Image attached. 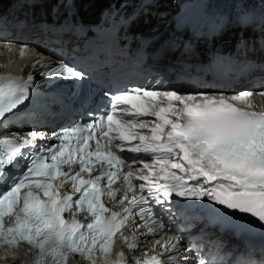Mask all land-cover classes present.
Wrapping results in <instances>:
<instances>
[{"label":"snow or ice","instance_id":"1","mask_svg":"<svg viewBox=\"0 0 264 264\" xmlns=\"http://www.w3.org/2000/svg\"><path fill=\"white\" fill-rule=\"evenodd\" d=\"M242 24L249 26L247 20ZM26 48L21 46V56ZM43 67L44 76L83 78V73L66 63ZM32 81L31 75L27 80L0 76V120L28 99ZM104 95L101 114L53 133L55 144L37 149L32 141L45 138L38 132H28L19 140L0 139V245L26 243L37 250L36 264H67L69 253L90 264H95L97 254L104 264H127L123 251L112 259L115 237L120 235L135 250L138 236L133 233L134 239L128 242L124 229L147 228V233L139 235L155 236L153 225L160 229L164 225L144 205L151 198L163 206L173 196L207 199L247 214L255 218L247 222L264 232V111L252 110L253 92L225 97L135 86ZM258 95L264 96V91ZM100 137L105 144L99 143ZM90 141H96L95 150L90 149ZM21 159L25 161L22 168L17 166ZM135 165L143 167L133 171ZM65 166L69 171H64ZM118 183L127 185L125 193L113 187ZM66 184L71 191L61 194ZM137 187L140 195L129 197L127 192ZM103 197L130 207L114 211L106 207ZM65 212H71L72 218L65 219ZM81 213L87 223L76 219ZM137 215L143 224L133 219ZM5 217H13L10 226ZM176 241L161 244L156 240L152 247L159 244L175 252L179 237ZM144 247L143 258L134 264H163L158 255L149 257V245ZM169 260L175 264L176 256L170 255ZM199 264L206 262L200 259ZM245 264H264V259Z\"/></svg>","mask_w":264,"mask_h":264},{"label":"bare ground","instance_id":"2","mask_svg":"<svg viewBox=\"0 0 264 264\" xmlns=\"http://www.w3.org/2000/svg\"><path fill=\"white\" fill-rule=\"evenodd\" d=\"M108 1L110 0H76L75 4L77 5L80 17L85 22H94L98 20L99 10L103 6L108 5ZM148 1L149 4L145 5L141 11V17L131 25L132 31L144 32V34L149 36L160 32H168V35L178 37L183 48L195 46V42H197L198 48H201V42L197 39L196 35L201 34V30H198V28L202 29L207 19L218 21L217 25L225 24V22L228 25L227 23H229L227 31L223 32L224 35L221 36V39L227 44L232 39V33L236 30L234 18L252 16L257 19L253 22L255 24L254 28L251 30L249 27H245L244 33L246 34H243L247 37H255L253 42L250 43L253 48L250 52L251 56L257 60L264 58V0H213L223 3L225 6V8L214 7V9L199 8L198 3L206 5V1L208 0H175L177 4L179 3V8H177L174 0ZM11 2L12 0H0V11L10 6ZM54 3H56V0H20L18 3L20 8H17L16 11H26L29 19L38 20L42 18V15H49L50 7ZM62 10L63 5L58 8L60 13ZM173 25H175V29H173ZM30 27L32 26L30 25ZM30 32H35V29L32 28ZM190 50L191 48H188L185 52ZM191 52H188L187 55ZM4 62L3 59L0 60V64ZM15 62H12L11 65ZM8 252L10 254L6 260L0 257V264H26V261L19 257L17 259L11 257V255H21L18 249Z\"/></svg>","mask_w":264,"mask_h":264},{"label":"rangeland","instance_id":"3","mask_svg":"<svg viewBox=\"0 0 264 264\" xmlns=\"http://www.w3.org/2000/svg\"><path fill=\"white\" fill-rule=\"evenodd\" d=\"M182 1V0H181ZM174 2H175V0H174ZM207 3H206V5H201V4H199L198 3V5H199V8L200 9H214V7H224L225 8V6L223 5V3H221V2H216V1H213V0H208V1H206ZM175 4H176V6H177V8H179L178 6H179V3L177 4V2H175ZM209 4V5H208ZM227 8V7H226ZM176 10V9H175ZM173 29H175V25H173ZM174 31H176V30H174Z\"/></svg>","mask_w":264,"mask_h":264}]
</instances>
